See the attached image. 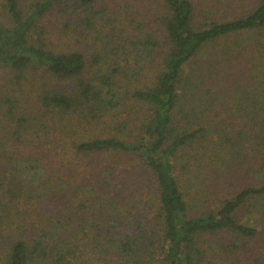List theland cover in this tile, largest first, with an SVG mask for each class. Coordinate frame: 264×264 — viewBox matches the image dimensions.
Here are the masks:
<instances>
[{"label":"trees","instance_id":"obj_1","mask_svg":"<svg viewBox=\"0 0 264 264\" xmlns=\"http://www.w3.org/2000/svg\"><path fill=\"white\" fill-rule=\"evenodd\" d=\"M1 2L6 19L0 21V69L15 82L30 71L55 82L43 84L37 101L66 129L81 123L101 129L73 143L76 154L93 158L90 178L76 188L84 220L52 224L33 244L15 241L6 264H207L217 246L234 248L239 238L258 234L257 228L238 222L237 214L249 201L264 199V108L240 112L250 122L238 132L226 129L212 113L227 96L233 102L241 89L232 82L235 78L245 79L242 91L264 97V0L246 10L217 0L220 7L208 9L200 20L193 0ZM64 7L73 16L67 35L75 30L95 35L92 76L86 75L87 52L59 50L49 42L45 20L63 13ZM145 10L149 12L143 14ZM217 45L225 49L220 58L202 64L203 50ZM240 58L243 66L238 68ZM214 79L222 82L217 91L211 87ZM63 82H70L69 87L59 88ZM229 111L236 116L232 107ZM180 154L186 156L177 164ZM110 155L133 160V170L139 166L152 183L157 195L154 226L143 212L132 213L131 202L125 201L133 170L123 168L130 179L120 187L117 162L98 167L96 157ZM205 156L212 171L241 173L257 185L205 210L189 200L192 188L181 182L177 166L189 170L191 159L201 164ZM32 157L18 164L14 179H28L34 193L41 156ZM60 185L68 188L65 182ZM221 232L232 235L226 247L208 239Z\"/></svg>","mask_w":264,"mask_h":264},{"label":"rangeland","instance_id":"obj_2","mask_svg":"<svg viewBox=\"0 0 264 264\" xmlns=\"http://www.w3.org/2000/svg\"><path fill=\"white\" fill-rule=\"evenodd\" d=\"M112 1L103 0V3L109 5ZM130 1L118 0L117 3L125 5ZM224 1H228L232 9L246 10L252 6L255 0ZM193 2L196 5L199 20L208 9L220 7L216 4L217 0H193ZM130 5L125 7L127 13L132 10ZM149 8L147 9L150 10ZM61 9L64 10L63 13L55 12L45 20L49 31V42L59 50L78 48L87 52L86 75L92 76L91 55L94 53L95 35L94 33H84L83 30L82 32L75 30L71 36L67 35L73 16L69 17L66 14L68 7ZM148 10H145L143 14L149 12ZM5 19L6 15L0 0V21ZM250 48L252 47L250 46ZM224 51L222 46L217 45L216 48L214 46L211 49H204L202 55L206 56L203 58L201 55L202 59L199 58L204 64L207 59L220 58ZM242 66V58H240L237 67L241 68ZM234 69L236 70L235 67ZM213 81L211 87L217 91L222 82H218L217 79ZM244 81L245 79L242 77L233 79L232 82L241 85V89L237 90V95L232 96L233 102H230V98L227 96L220 101L221 105L218 103L216 110L212 113L218 122L223 120L222 124L226 129L233 128L236 132L250 122L240 112L243 113L246 109L254 113L256 108H264L263 96L252 91H242ZM43 84L56 86L55 82L38 71H30L22 81L15 82L10 72L0 69V264H6L7 255L15 241L26 239L30 244H33V241L39 239L52 224L84 220L85 212L82 211L84 208L81 207L82 200L80 199L82 195L76 188L86 183V180L90 178L93 158L92 155L76 154L73 150V143L90 139L101 129L99 131L93 129L92 123H81L77 128L68 130L59 117L44 113V109L37 101V93L43 89ZM69 84L70 82L59 83V88H68ZM231 107L232 111H236L234 119L229 113ZM256 114L258 113L256 112ZM16 132L20 133V137L15 134ZM35 153H39L41 156V172L40 176L38 172L39 182H34L33 193L29 191L32 182L28 179L21 182L18 178L19 180H17L20 182L17 183L14 178L18 174V164L32 159ZM257 155L259 156V154ZM184 156L186 155L180 154L175 162L182 164L181 159L183 160ZM205 157L207 159L201 164L191 159L188 167L190 171L184 169L182 165H177L181 182L192 188L189 200H194L205 210L217 208L223 200L235 196L250 184L257 185L253 179H246L245 175L240 176L241 173L229 171L227 174H222L212 171L207 165L208 156ZM255 157L256 159L252 160L253 163L258 159L257 156ZM118 158L114 159L110 155L98 159L97 156L96 161L99 168L117 162L118 170L120 169L117 172V182L121 187L122 180L130 179L123 168L133 170L135 162L125 157ZM35 161L37 162V160ZM185 161L187 160L185 159ZM29 164L33 165L32 162ZM138 167H135L131 176L132 189L124 190L125 201L131 202L129 205L132 213L137 212L139 215L143 212L142 215L148 216L151 225L154 226L155 210L157 209L156 191L151 186L152 183L148 181V177L146 178ZM28 177L30 179L34 176ZM60 182H65L68 188L64 187L65 185H60ZM121 193L124 196L123 191ZM258 203L257 207L255 204ZM197 210L199 211V209ZM198 211H192V213ZM237 219L244 225L257 228L258 234L254 238H239L242 239L240 244L234 248L230 247V249L226 247L232 239L229 232L212 235L208 239H211L212 243L225 246L226 249L217 246L219 254H209L207 264H264V199L258 198L249 201L247 206L238 211ZM82 236L80 234L79 238Z\"/></svg>","mask_w":264,"mask_h":264}]
</instances>
